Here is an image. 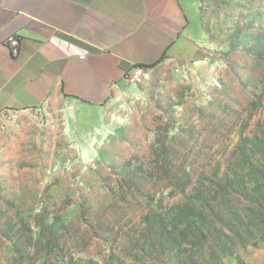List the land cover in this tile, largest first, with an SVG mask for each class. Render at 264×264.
Listing matches in <instances>:
<instances>
[{"label": "rangeland", "instance_id": "1", "mask_svg": "<svg viewBox=\"0 0 264 264\" xmlns=\"http://www.w3.org/2000/svg\"><path fill=\"white\" fill-rule=\"evenodd\" d=\"M180 1L196 55L115 95L105 125L0 113V264H264V0ZM197 191L220 194L230 251L156 255L150 218Z\"/></svg>", "mask_w": 264, "mask_h": 264}, {"label": "crops", "instance_id": "2", "mask_svg": "<svg viewBox=\"0 0 264 264\" xmlns=\"http://www.w3.org/2000/svg\"><path fill=\"white\" fill-rule=\"evenodd\" d=\"M187 26L180 0H0V113H33L47 136L103 126L134 66L196 55Z\"/></svg>", "mask_w": 264, "mask_h": 264}, {"label": "trees", "instance_id": "3", "mask_svg": "<svg viewBox=\"0 0 264 264\" xmlns=\"http://www.w3.org/2000/svg\"><path fill=\"white\" fill-rule=\"evenodd\" d=\"M201 197L200 191H197L192 203L180 201L168 209L156 212L150 218L142 235L156 255H161L162 252L167 257L170 255L166 254L171 252L184 256L187 251L193 253L199 250L213 256L210 260H214L219 255L228 254L232 242L223 233L231 231V228L230 222L222 215L220 194L217 197L210 191L205 198L200 199ZM187 257L186 263L191 264L190 256Z\"/></svg>", "mask_w": 264, "mask_h": 264}, {"label": "built area", "instance_id": "4", "mask_svg": "<svg viewBox=\"0 0 264 264\" xmlns=\"http://www.w3.org/2000/svg\"><path fill=\"white\" fill-rule=\"evenodd\" d=\"M10 45L15 49L19 46L20 42L17 38H9ZM151 79V71L141 66H134L130 71L125 74V80L132 85H142Z\"/></svg>", "mask_w": 264, "mask_h": 264}]
</instances>
